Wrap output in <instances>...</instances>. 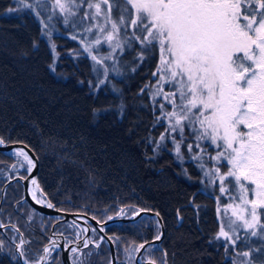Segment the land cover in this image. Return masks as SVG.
Listing matches in <instances>:
<instances>
[{"label": "trees", "instance_id": "obj_1", "mask_svg": "<svg viewBox=\"0 0 264 264\" xmlns=\"http://www.w3.org/2000/svg\"><path fill=\"white\" fill-rule=\"evenodd\" d=\"M30 1L0 0V137L33 150L40 187L56 207L101 220L105 209L114 215L127 205L158 211L161 246L171 264H225L222 248L209 242L216 232L213 198L193 195L202 194L198 183L182 178L167 149L154 152L160 130L145 86L157 66V48L141 60L133 42L106 77L89 57L66 54L75 44L64 29L52 34L55 55L42 35L44 9L26 7ZM133 223L107 228L118 230L121 242L139 243L156 233L152 224L139 229ZM250 246L253 264H264V241L251 239ZM0 264L14 263L0 251Z\"/></svg>", "mask_w": 264, "mask_h": 264}, {"label": "snow or ice", "instance_id": "obj_2", "mask_svg": "<svg viewBox=\"0 0 264 264\" xmlns=\"http://www.w3.org/2000/svg\"><path fill=\"white\" fill-rule=\"evenodd\" d=\"M18 2L22 3L23 0ZM87 2L89 8H96L92 17L94 19L101 13L100 3L93 5L91 0ZM102 2L109 4L105 21L111 24V31H107L105 39L112 52L116 49L122 51L124 44H131L126 32L123 40L117 38L121 27L127 28L129 19L134 29L132 36L141 45V60L144 59L143 53H151L154 48L159 47L160 59L153 72V77L158 79L155 84L145 86L152 89L153 105L159 104L157 123L164 120L168 123L157 142L156 150L162 146V142L171 138L177 158L183 160L181 146L189 135L193 136L195 143H188L187 148L192 153V159L200 162L199 167L208 177V182L215 183L218 180L221 194L229 193L233 201L238 197L239 203L233 209V215L243 222L245 229H253L252 236L258 235L254 230L257 226L261 229L260 234H264V223H261L264 212L259 211L264 210V0H123L122 4L120 0ZM73 3L74 0H67L66 3L55 0L54 7H58L61 14L74 15L71 11ZM26 7L31 8L32 5L28 4ZM116 7L121 11L119 20H114L111 14V9ZM18 10L20 9H8L9 12ZM84 18H88V13H85ZM99 27L101 32L106 31L104 25ZM86 30L91 31V28ZM100 43L101 40L97 37L95 44ZM52 47L55 53V46ZM91 48V44L84 45V51L92 56V60L97 64L101 63L97 56L92 55ZM111 58V53L104 57ZM50 67L55 71L54 66ZM104 71L107 77L109 69L105 68ZM104 82L100 81L101 84ZM113 91L119 90L113 87ZM157 97H162L163 100L159 101ZM120 109L123 112L122 104ZM177 134L179 140L176 138ZM204 142H210L216 148V155H208L209 160L215 161L210 169L205 168L203 157L207 148ZM6 145L7 141L0 137V146ZM194 148H199L200 152L195 153ZM15 156L23 157L30 174L35 165L28 154L23 150H16ZM222 161H226L229 166L227 172H222ZM12 167L15 168V165ZM21 179L28 177L21 176ZM30 183L34 188L29 191L37 204L50 209L56 207L36 178H31ZM129 211L133 216H139L141 212L151 210L122 207L114 215H107L108 209H105L107 220H97L98 224L103 225L99 232H105L108 221L125 217ZM155 216L159 217L160 213L157 211ZM31 219L32 216L29 215V220ZM72 224L75 225V221ZM0 227L6 225L0 224ZM156 227H161L158 219ZM12 228L20 233L15 225ZM96 232L97 229L93 228V235ZM217 235L228 239L233 245L236 243L223 226ZM77 238L79 239V235ZM100 239L102 241L104 237ZM119 239L116 238L117 242ZM154 239L160 240L161 234L158 232ZM90 242L89 238H85L83 246L87 248ZM26 243L23 233H20V242L16 248L21 257L25 255L23 245ZM51 243L55 245L54 240ZM96 247L99 248V242ZM54 250V247L50 249L45 246V255L40 256V260H44ZM141 250H144V255L136 258L138 264H168L167 252H164L163 258H155L158 249L147 240L135 248L129 245L125 249L129 255L133 251L140 253ZM0 251H3L2 241ZM77 251V248H71L72 253ZM88 255L91 256V253ZM249 255L247 251L243 253L245 257ZM12 258H16L15 254ZM25 264H28L27 260ZM73 264H82V261L74 260ZM234 264L237 262L234 261Z\"/></svg>", "mask_w": 264, "mask_h": 264}, {"label": "rangeland", "instance_id": "obj_3", "mask_svg": "<svg viewBox=\"0 0 264 264\" xmlns=\"http://www.w3.org/2000/svg\"><path fill=\"white\" fill-rule=\"evenodd\" d=\"M63 2H67V0H63ZM93 5L96 3H100L101 6V13L98 16H95L93 19L92 17L96 13V8L88 7L87 0H74V3L71 5V11L75 13L74 15H68L67 13L61 14L58 7H54L55 0H31L27 4H32L34 7L38 6L39 8L44 9L43 10V17L41 19V26L43 28L42 35L45 38V40L49 43V45L52 48L53 51V45L55 46L52 34L55 32H59V30L64 29L65 34H67V37L70 38V40L73 41V44H75V47L66 49V54H69L73 59H76L77 57L81 56H87L91 59L92 63L96 68H99L103 75H105V68H108L109 71L113 70L112 64L116 61V56L120 55L124 52V50L133 45L132 43H136V45L139 47V50L137 53L141 54V45L138 40L135 39V37L132 36V33L134 29L131 26V21L129 19L128 26L126 29L121 27L120 30V36L117 37L121 40H123L124 33H127L128 39L131 41V44H124L123 50L116 49L115 52H112V49L109 47V42L105 39L107 35V31H111V24L107 23L105 21V15L109 12V4H104L102 0H91ZM112 0H109V3H111ZM121 4L123 3V0H120ZM79 5V7H77ZM130 8V6H128ZM85 13H88V18L85 17ZM112 18L114 20H119L121 11L119 7L111 9ZM65 17H67V23H65ZM100 25H104L106 31L101 32ZM91 28V31H87L86 29ZM139 35V33H137ZM146 34V33H145ZM73 37H76L73 39ZM97 37L100 38L101 43L99 45L95 44V40ZM86 38V39H85ZM83 41V43H82ZM112 43H115L113 41ZM85 44H91V53L92 55L97 56V58L101 61V63L97 64L95 61L92 60V56L89 55L88 52L84 51V45ZM157 52H158V61L157 65L159 63L160 59V52L159 47L157 46ZM111 53L112 58L111 59H104L105 56H108V54ZM55 55L56 49H55ZM157 66L154 70L156 71ZM156 79L158 77H153V74L148 81L147 85L155 84ZM147 93L149 95V99L151 100L154 112L156 114L155 117V123L160 130V134L158 137H156V140L154 142V152L158 153L161 149H167L172 155L174 160L179 164L181 176L185 180L190 181H196L199 185V190L202 192V194L199 192L198 198L202 197V195H208L213 198L214 203V212H215V224H216V232L209 237L210 247L215 248H222L223 252V258L226 260L225 264H234V261L237 262V264H248L250 261L251 264H253L251 259V252L252 247L250 246V240L254 238L262 239L264 241V234L261 233V229L259 226H257L254 230L258 233L257 236H252L253 229H245L243 226V222L236 219V216L233 215V209L236 207V204L239 203V199L233 201L230 198L229 193L221 194L220 192V183L217 180L215 183L208 182V177L204 175V172L199 167V161H195L192 159V153H189L187 144L188 143H195V139L193 136H188L186 139V142L181 146V152L184 155V159L180 160L177 158V155L175 153V148L172 143L171 138H168L166 141L162 142V146L157 149V142L160 141L161 134L165 132V128H167L168 123L167 120H164L160 123H157V117L160 115V109L159 104L153 105L152 99H151V88H146ZM167 90V87L166 89ZM157 100L162 101V97H157ZM169 110H171V106H168ZM177 140H179V135H176ZM205 147L207 148V153L204 155L203 159L205 162V168L210 169L215 164V161H211L208 159V155H216V148L215 146H211L210 142H204ZM195 153H199V148H194L193 150ZM2 153V152H1ZM1 158V156H0ZM13 158H16L15 154ZM22 158L23 157H19ZM7 157H2L0 160H5ZM222 164L224 167L222 168V172H227L228 165L226 161H222ZM6 167V166H5ZM196 171L198 173L197 177L195 175L192 176L191 172ZM192 177V178H191ZM233 184L235 183L233 179ZM199 201V200H198ZM198 205V204H195ZM228 205H232V207H228ZM125 209H128L129 207H133L136 209H140V207L135 205H127L122 206ZM120 207V208H122ZM196 207V206H195ZM119 208V209H120ZM118 209V210H119ZM117 210V211H118ZM261 212H264V210H259ZM115 214V213H114ZM132 214L131 211L127 213V216ZM108 215V214H107ZM107 215H105L107 219ZM126 217V216H125ZM156 220L157 218L152 215L148 214H142L139 216L135 223L131 224L130 226H138L139 229L143 227V225L147 226L149 224H152L156 229ZM162 223V220H161ZM261 223H264V215L261 216ZM231 225V227H229ZM224 227V230L229 232V236L232 240H235V245L231 244L228 239L224 237H218V232L220 231L221 227ZM116 233V231H114ZM110 235L109 237H112V242H117L116 238L119 237V241L117 243H120L121 246V253L119 255L118 259H121L123 264H137L135 262L136 252L127 253L125 249L131 245L132 248H135L138 243L131 242L130 238H126V240H123L121 242V237L117 234ZM126 241V242H125ZM207 242V243H209ZM245 246V250H238L237 247H243ZM109 245L107 243V251H108V260H109ZM218 250V249H217ZM249 252V256L245 257L243 256L244 252ZM117 258V257H116ZM147 257H145L146 259ZM155 258H157V254H155ZM224 262V261H223Z\"/></svg>", "mask_w": 264, "mask_h": 264}, {"label": "flooded vegetation", "instance_id": "obj_4", "mask_svg": "<svg viewBox=\"0 0 264 264\" xmlns=\"http://www.w3.org/2000/svg\"><path fill=\"white\" fill-rule=\"evenodd\" d=\"M4 155L7 159L0 160V224L6 225V227H3V231H0V241L3 242V251L1 252L4 254V257L14 264H25V260L28 261V264H37V262H39V264H65V255L68 256L69 264H73L74 260L82 261V264H109V261H111V251L109 249V260L107 262V242L104 235L110 236L115 232L109 231L106 226L105 232L101 233L84 217H80L81 222H75V225H73L71 221L64 220L60 216L47 215L35 209L25 198L24 180L26 179H21V176H28L27 162L19 157L13 158L14 154ZM13 165H15V168L12 167ZM6 183L7 186L3 189ZM27 188L29 191L34 187L28 184ZM29 195L31 196L30 191ZM55 208L65 212L81 213L94 217L82 210ZM33 209L35 210L34 212L32 211ZM29 215L32 216L31 220H29ZM98 219L99 218L96 217V220ZM87 223L89 224L88 227ZM12 225H15L16 228L20 230V233H23V238L27 241V243L23 245L25 251L23 257L19 255L16 248V245L20 242V233L15 232ZM147 227L148 225L145 226V228ZM93 228L97 229L95 235L92 233ZM83 229H87V231H82ZM115 231L118 232V230ZM87 232L89 237H87ZM108 232L110 233L108 234ZM158 232L160 234L162 233V227L159 229L156 227L154 236L145 240L148 242L153 240ZM164 234L165 230L159 241L150 243L158 249V251L155 252V254H157V259L163 258L164 256V250L161 246ZM78 235L79 239L77 238ZM101 237H104L102 241L100 239ZM85 238H89L91 241L87 248L83 246ZM53 240L55 241V245L51 243ZM145 240L142 238V241L138 244L143 243ZM97 242H99V248L96 247ZM113 245L116 263L123 264L121 263L122 260L118 259L121 253L120 243L115 242ZM45 246H48L50 249L54 247L55 250L51 251L50 254L46 255L45 259L41 261L40 256L45 255L43 253V248ZM73 247L78 249L76 253L71 252V248ZM89 253H91V256L88 255ZM13 254L16 256L15 259L12 258ZM142 255H144V250L141 251L139 256ZM136 257L135 262L138 264ZM167 261L168 264H171L168 260V256ZM223 261L226 260L223 258Z\"/></svg>", "mask_w": 264, "mask_h": 264}, {"label": "water", "instance_id": "obj_5", "mask_svg": "<svg viewBox=\"0 0 264 264\" xmlns=\"http://www.w3.org/2000/svg\"><path fill=\"white\" fill-rule=\"evenodd\" d=\"M16 150H23L24 152H26L29 156L30 159H32L35 167L32 169V172L29 174L28 173V179L24 180V185H25V198L31 203V205L37 209L38 211L44 213V214H47V215H51V216H60L62 217L64 220H68V221H75L76 223H79L81 222V219L80 217H84L85 219L88 220V222L90 224H92L93 226H95L98 230L103 226L102 224H98L97 223V220L96 219H93V217H90L88 215H85V214H81V213H72V212H65V211H61V210H57L56 208H47L45 205H40V204H37L33 199L32 197L29 195V191H28V184L31 185L30 183V180L31 178H36L38 184H39V181H38V169H39V163H38V159L35 155V153L33 152V150L28 147L27 145L25 144H22V143H7L6 146H0V151L3 152L4 154H15V151ZM7 186V183L4 184L3 186V189H5V187ZM33 186V185H31ZM34 187V186H33ZM147 210V209H145ZM155 213L154 211H144V212H141V214L139 216H141L142 214H148V215H153L155 216ZM139 216H133L130 215L128 217H120L118 219H116L115 221H108L107 224H111V223H124V222H128V221H132V220H135L137 219ZM158 220L160 221L161 223V218L160 216L157 217ZM107 220V219H106ZM89 226V224L87 223V227ZM161 227H162V233H161V236L163 234V225L161 223ZM0 231H3V227H0ZM103 233V232H101ZM105 236V239H106V242L108 243L109 245V248H110V251H111V264H118L116 263L115 261V253H114V245H113V242L111 239H109V236L108 235H104ZM87 237H89L88 235V232H87ZM155 242L159 241V240H155L153 239ZM153 241H149V244L152 243ZM142 251V250H141ZM141 253V252H140ZM140 253H137V257L140 255ZM136 257V258H137ZM68 256L65 255L64 256V262L65 264H69L68 262Z\"/></svg>", "mask_w": 264, "mask_h": 264}, {"label": "bare ground", "instance_id": "obj_6", "mask_svg": "<svg viewBox=\"0 0 264 264\" xmlns=\"http://www.w3.org/2000/svg\"><path fill=\"white\" fill-rule=\"evenodd\" d=\"M1 152V151H0ZM3 153V152H2ZM195 173H197L196 171H195ZM198 174V173H197ZM199 192H196V193H194L193 195H197ZM155 212V211H154ZM130 215H132V214H130ZM130 215H128V216H130ZM128 216H126V217H128ZM153 216V215H152ZM156 217V216H155ZM157 218V217H156ZM158 219V218H157ZM136 220V219H135ZM132 221H134V220H132ZM128 222H130V221H128ZM125 223V222H124ZM109 236V235H108ZM150 241H153L152 243H156L154 240H150Z\"/></svg>", "mask_w": 264, "mask_h": 264}]
</instances>
